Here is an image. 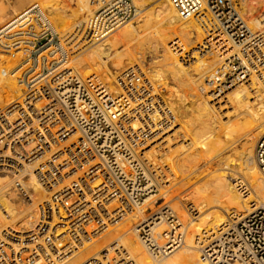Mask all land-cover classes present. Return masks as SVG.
Wrapping results in <instances>:
<instances>
[{
  "label": "built area",
  "instance_id": "built-area-1",
  "mask_svg": "<svg viewBox=\"0 0 264 264\" xmlns=\"http://www.w3.org/2000/svg\"><path fill=\"white\" fill-rule=\"evenodd\" d=\"M100 2L71 41L57 31L39 2L28 4L0 24V52L18 51L21 45L25 53L12 72L20 84L19 95L0 105V176L5 177L0 182V210L6 214L2 198L9 205L18 197L32 201L24 182L32 181L30 173L35 177L33 185L44 189L33 227L23 235L8 226L0 234L15 243L21 235L40 237L46 264L61 263L65 248L78 249L103 232L107 223L111 227L118 223L108 212L135 210L149 193L140 153L142 142L120 118L114 102L120 98L135 101L148 94L155 83L139 65L133 66L118 78L123 93L113 94L98 77L82 76L74 66H67L78 51V43L99 41L138 13L133 0ZM171 2L180 17L200 22L206 35L203 48L221 52L220 64L207 77L209 87L237 85L252 76L264 87V26L249 27L239 0ZM233 47L238 52L229 54ZM157 88L159 92L163 89L161 85ZM154 105L159 106L158 102ZM254 155L264 176V134L255 144ZM97 177L103 179L104 196L98 208L91 205L99 193L94 184ZM156 189L157 184L152 193ZM115 198L118 204L111 207ZM115 219L120 222L122 218ZM42 224L45 227L40 228ZM135 227L140 242L155 257L167 256L184 239L177 215L167 216L160 234L138 223ZM34 244L38 247L40 242ZM107 249L101 252L103 258ZM199 253L211 264H264V207L214 233ZM0 259L2 264H18L21 255L12 244L1 242ZM111 260L109 264H139L134 258Z\"/></svg>",
  "mask_w": 264,
  "mask_h": 264
},
{
  "label": "bare ground",
  "instance_id": "bare-ground-1",
  "mask_svg": "<svg viewBox=\"0 0 264 264\" xmlns=\"http://www.w3.org/2000/svg\"><path fill=\"white\" fill-rule=\"evenodd\" d=\"M89 1L76 0L78 10H92L89 8ZM139 1L149 0H133L135 4ZM158 3L153 10L155 18L145 8L139 9L136 14L139 16L135 20L143 21L148 28H137L134 22L128 21L99 41L86 45L78 43L75 47V51H78L71 57L72 63L82 69L78 68L80 72L87 74V71L93 70L87 76L94 75L101 79L108 93H123L118 78L135 61L139 66L141 64V71L146 72V76L155 83L148 94L135 101L120 98L114 102L120 118L129 123L142 142L140 153L143 170L148 179L145 189L149 193L143 205L135 210H128L125 214L119 211L108 212L114 222H118L112 227L101 214L105 219L104 223H107L102 229L103 232L78 249L65 248V258L61 263L55 264H84L88 261V264H109L113 257L117 261L134 258L139 264H211L200 257L202 245L220 229L226 230L228 225L242 216L262 205L264 207V176L254 155L256 141L264 134V87L254 76L237 85H225L216 89L209 87V83L204 80L214 74L221 61V52L219 49L203 48L206 35L196 18L180 17L171 0H161ZM44 6L52 9L48 5ZM57 8L50 10V13L59 12ZM75 12L65 14L61 19L50 15L51 20H56L53 23L60 21L65 24H62L66 28V31L61 28L62 35L71 38L70 41L76 37L85 22V17L82 18ZM2 14L5 15L4 12ZM151 20L159 23V28L153 32H150V28L154 25H147ZM263 21L264 17L261 20L252 17L247 23L252 29H261L264 26ZM229 46L228 50L232 45ZM21 47L18 46V51L9 49V52H0V105L8 103L20 92V84L12 73L20 64L12 68V62L5 63L1 55L7 56L15 64L20 54L24 53ZM233 52H238V48L233 47L229 54ZM104 57L113 58L112 66L116 70L110 68ZM143 61L145 64L151 62V73L147 68L144 69ZM67 66H71V62ZM163 84L167 93L161 94L157 86ZM155 102L159 106H155ZM236 160L239 162L235 163ZM38 161L30 167L34 168ZM202 161L206 166L203 169L199 165ZM214 165L219 167L214 168ZM202 174L206 177L203 184L199 183ZM193 176H201L200 181H197L201 186L195 183L197 187L186 190L187 192L184 189L183 194L174 193L181 189L180 192H183V186L188 183L184 181L185 178ZM4 178L0 176V182ZM29 178L32 181L24 182L29 187L31 202L18 197L13 205H9L2 198L6 214L0 210V230L12 226L13 230L24 235L33 227L39 211L38 200L43 196L44 189L33 185L35 177L32 173ZM102 182L100 177L94 180V184L99 187V193L91 199V205L96 208L103 196ZM157 183L165 186L160 194L152 193ZM176 183H180V186L175 187ZM189 185L188 183L187 187ZM162 197L166 200L164 206L157 212H149L154 206L153 201ZM117 204L118 199L115 198L109 205L114 207ZM173 215H177L183 225V242L171 254L155 257L140 242L138 229L132 227L131 221L135 220L143 228L148 227V230L160 234L166 227L167 216L169 218ZM118 216L122 218L120 222L115 219ZM121 222H124L123 226ZM43 227L45 224L40 228ZM94 227H98L96 223ZM23 235L15 243L0 234V243H10L20 253L18 264H46L47 256L42 252L41 238L36 236L27 239ZM37 242H40L38 247L34 244ZM33 248L36 250L33 251ZM104 248L109 251L106 258L101 255ZM1 261L0 259V264Z\"/></svg>",
  "mask_w": 264,
  "mask_h": 264
},
{
  "label": "rangeland",
  "instance_id": "rangeland-1",
  "mask_svg": "<svg viewBox=\"0 0 264 264\" xmlns=\"http://www.w3.org/2000/svg\"><path fill=\"white\" fill-rule=\"evenodd\" d=\"M46 1V2H45ZM76 0H0V9L2 8V11L5 13V15H3L2 13V11H0V24H4L6 21H4V20H7V19H9L11 16H13L14 14H15V12L16 11H20V10H22L24 7H26L28 4H30V3H32V2H39L40 4H42V6L45 8V10L47 11V13H48V15L50 16H56V18L58 17V19H61L65 14L66 15H68L69 13H71L72 11H76L75 13H79L78 15L79 16H81L82 18H84L85 17V21L87 20V18L101 5L99 2L100 1H98V0H88L89 1V8L91 9L92 8V10H89L88 12H86L87 10H85L84 12H82V10L80 11V10H78V4H77V2H75ZM159 1H161V0H149V1H147V2H136V4H138V5H136L135 4V2H134V4L137 6V8H138V10L139 9H149V10H147V11H149V13H151L154 17L153 18H155V15H154V13H153V10H155V7L159 4L158 2ZM240 2H241V5L243 6V8H244V10H243V8H242V13H243V15L245 16V18H246V20L248 21L249 20V18H252V17H257L258 19H262L263 17H264V0H239ZM67 2V3H66ZM144 3V4H143ZM257 3H259L258 5H257ZM51 6H50V5ZM70 4V5H69ZM93 4V5H92ZM244 4V5H243ZM44 5H48V6H50V8H52V9H56L57 7V9L59 10V12H57V13H59V14H57V13H50V10L52 11V9H48V8H46ZM56 5V6H55ZM245 6V7H244ZM3 7H5V8H3ZM16 7V8H15ZM65 8V9H62V8ZM6 8H7V10H6ZM13 8H15V10H13ZM73 9V10H72ZM6 10V11H5ZM64 10H66V11H64ZM64 11V12H63ZM82 12V15L80 14V12ZM2 12V13H1ZM90 12H92V13H90ZM3 16H5L4 18H2ZM51 16H50V18H51ZM139 15H136L135 17H133L132 19H128L123 25H125V24H127L128 23V21H132V23L133 24H135V26L137 27V28H140V27H147L145 24H143L144 22L143 21H139V20H135V19H137L136 17H138ZM60 17V18H59ZM53 18H55V17H53ZM53 20H55V19H53ZM53 20H51L52 22H53ZM56 21V20H55ZM54 21V22H55ZM154 20H151V22H148L147 23V25H149V27H150V25H151V27H153V25H154V27L153 28H150V32H153V31H155L156 29H157V27L159 28V23H157L156 21H154ZM59 22V23H58ZM153 23V24H152ZM155 23H157V26L155 25ZM62 24H64L63 22H62ZM62 24H61V22L60 21H57V22H55L54 23V25H55V27H58V28H56L57 29V31L59 30V33H63V31H66V28H64L63 26H62ZM84 24V23H83ZM142 24H143V26H142ZM263 24H264V21H263ZM65 25V24H64ZM65 27H67V24H66V26ZM82 27V26H81ZM61 28H62V30H61ZM148 28V27H147ZM146 28V29H147ZM145 29V28H144ZM153 29V30H152ZM147 31H149V30H147ZM194 48H197V47H194ZM22 55V56H21ZM24 55V53L23 54H20V58L18 59V61H16V63L14 64V62L13 61H11V60H9V58L7 57V56H5V55H1V57L2 58H4L3 59V61L5 62V63H7L8 61V63L10 64V62H12L11 64L13 65H11L10 64V66L13 68L14 67V65L16 66V65H19L20 63H21V61H22V58L24 57L23 56ZM1 58V59H2ZM6 58H8V59H6ZM144 58H146V57H144ZM143 58V59H144ZM106 59V61H107V64L110 66V68L111 69H113V70H116V69H114V67L112 66V61H113V58H109V57H104V60ZM144 60H146V59H144ZM151 61V60H150ZM73 61H71V65L72 66H74L75 64H73L72 63ZM7 63V64H8ZM138 62L137 61H135V62H133V64H132V66L131 67H133V66H137L138 64H137ZM151 62H149L148 64L146 63L145 64V61H143V64H145V66H143L144 67V69L145 68H147L148 70L147 71H149V73H151L152 71L150 70V66H151V64H150ZM139 64H140V62H139ZM150 65V66H149ZM76 66V67H75ZM74 67L76 68V70L82 75V76H87V74H89V73H92L93 72V70H92V72H89V71H91V70H89V71H87V74H86V72H80V67L79 66H77V65H75ZM140 68H141V64H140V66H139ZM78 68H80V69H78ZM130 68V67H129ZM127 69H128V67H127ZM82 70V69H81ZM122 72V71H121ZM118 74H120V71L118 72ZM118 74H116L115 73V75L117 76ZM118 78V77H117ZM205 82H206V78H205V80H204ZM161 87H163V89H161V94H163V93H167V91H166V88H164V84L163 85H161ZM202 91V90H201ZM173 120V119H172ZM260 137V136H259ZM258 137V138H259ZM258 140V139H257ZM257 142V141H256ZM239 161L238 160H236L235 161V163H238ZM202 168L201 169H203L204 167H206L205 166V164H204V162L202 161V162H200V164H199ZM217 167H219V166H217V165H214V168H217ZM202 176H203V174H202ZM201 176H199L198 178H196L195 176H193L192 178L191 177H189V178H185V182H188L190 185H189V187H187L188 186V183H186L184 186H186V187H184L183 186V192H180V191H182V189L181 190H178L177 192H174V193H180V194H183L186 190L187 191H189V190H191V189H193V188H195V187H197V185L198 186H201V184H203V182H204V180L206 179V177H205V175L201 178ZM205 178V179H204ZM179 179H180V177H179ZM192 181H191V180ZM193 179H195V180H193ZM202 181H200V180ZM203 179V180H202ZM188 180V181H187ZM189 181H191V182H193V184H195V186L191 183V182H189ZM197 181H200L199 183H201V184H198V182ZM178 184V185H177ZM194 186H192V185ZM178 186H180V183H176V186L175 187H178ZM164 187L165 186H163V184H160V183H157V190L154 192V193H157V194H160V191L162 192L163 191V189H164ZM161 188V189H160ZM188 188V189H187ZM159 189V190H158ZM184 189H185V191H184ZM186 191V192H187ZM172 194V195H174V198H175V194ZM176 199V198H175ZM166 200L162 197V198H159L157 201H153V204H154V206H153V208L151 209H149V212H157L158 210H160L164 205L163 204H165L164 202H165ZM254 202V201H253ZM189 204H191V203H189ZM192 205V204H191ZM149 206V205H148ZM160 206H162V207H160ZM263 206V205H262ZM194 213H195V211H194ZM195 215V214H194ZM194 215H191L192 217H194ZM133 224H131L132 225V227H135V225H136V223H135V220H132L131 221ZM123 223V224H122ZM121 224H122V226L124 225V222H121ZM121 224L120 225H118L119 227L121 226ZM134 225V226H133ZM105 239V238H104ZM104 239L102 240V242L104 241ZM115 243H113L112 245H114ZM180 248V247H179ZM179 248H177V249H179ZM109 252V251H108ZM107 252V253H108ZM171 254V253H170ZM102 255V254H101ZM169 255V254H168ZM106 258V257H105Z\"/></svg>",
  "mask_w": 264,
  "mask_h": 264
}]
</instances>
